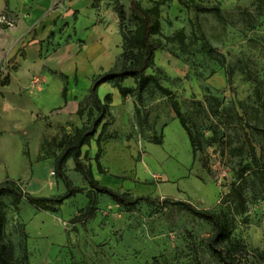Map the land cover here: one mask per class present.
Returning a JSON list of instances; mask_svg holds the SVG:
<instances>
[{
  "label": "rangeland",
  "instance_id": "obj_1",
  "mask_svg": "<svg viewBox=\"0 0 264 264\" xmlns=\"http://www.w3.org/2000/svg\"><path fill=\"white\" fill-rule=\"evenodd\" d=\"M138 1L153 6L151 0ZM194 1L219 5L221 15L168 0L160 7L162 32L172 35L183 30L187 42L193 32L204 34L224 55V65L199 52L200 42L185 51L176 43L163 42L155 51L154 66L146 71L175 92L199 147L194 161L167 97L151 87L140 104L135 95L121 98L112 83L101 84L100 98L107 93L112 97L111 115L103 120L107 126L100 137L104 173L97 171L93 159L102 124L82 147L81 157L86 153L84 161L101 185L144 199L127 208L108 195L94 193L68 159L65 172L81 191L57 212L38 211L25 199L16 210L9 195L1 197L6 213L3 235L15 257L22 256L25 241L28 264H222L206 246L211 223L175 204L176 200L221 213L232 228L231 242L264 253V0ZM120 2L129 17V0ZM114 5L115 0L93 3L101 12L98 20L112 32V37L101 38L102 53L93 57L87 52L86 60L79 61L76 57L81 54L70 55L66 63L69 82L76 90L85 88L76 92L72 108L62 106L57 95L49 97L54 108L48 121L42 114L37 118L48 122L37 137L36 124L28 121V105L20 110L22 123L32 129L22 136L23 154L28 152L33 162L31 176L18 180L25 192L56 196L66 190L54 173V157L74 128L88 126L97 114L88 91L92 77L121 65L122 38ZM133 28L134 22L126 20L124 32ZM78 43L80 52L84 40ZM2 63L15 67L8 54ZM123 84L134 87L131 78ZM156 136L160 144L154 142ZM12 162L8 169L22 173ZM89 194L96 199L94 216L84 223L70 222L87 206ZM246 259L242 264H264Z\"/></svg>",
  "mask_w": 264,
  "mask_h": 264
},
{
  "label": "trees",
  "instance_id": "obj_2",
  "mask_svg": "<svg viewBox=\"0 0 264 264\" xmlns=\"http://www.w3.org/2000/svg\"><path fill=\"white\" fill-rule=\"evenodd\" d=\"M167 1L151 0L153 6L145 7L138 0H129L130 14L128 17L123 3L120 0H115L114 10L118 17L119 32L122 38L121 65L119 68L109 69L92 77L88 91L97 114L88 126L82 125L75 127L73 133L65 139L61 146V151L54 157V173L57 178L63 181L66 190L64 193L56 196H35L29 192H25L16 180L7 178L0 182V264H28V251L25 241L23 243L22 256L15 257L12 244L4 238L3 227L6 220V213L5 204L1 197L3 195H9L16 210L19 209L21 201L25 199L38 211L57 212L59 206L66 199L81 191L80 188L72 185L71 179L65 172V164L68 159L73 160L75 170L82 175L94 193L108 195L114 202L127 208L134 207L144 199L141 196L133 197L127 193H120L101 185L94 177L91 165L84 161V158L87 157L86 153L81 157L82 147L89 143L91 137L96 133L98 126L102 124L97 138L98 152L94 155L93 159L96 162L97 171L104 173L100 163V137L107 126V123L103 122V120L111 115L109 105L112 102V97L107 93L103 99L99 98L97 89L101 84L106 82L112 83L122 98L128 95H135L136 102L140 104L143 103L144 92L151 87L155 88L161 95L167 97L175 118L187 136L194 161L199 147L196 145L195 137L188 126V118L182 111L175 92L167 86H164L155 74L147 73L146 71L154 66L155 51L163 46V42L176 43L184 51L200 42L199 52L207 54L222 66L225 63V57L207 41L204 34L197 35L193 32V38L189 42L186 41V35L183 30H177L172 35H165L161 27L160 7ZM178 1L186 8L192 7L200 12H212L217 16L221 15V8L217 4L205 5L194 0ZM126 20L134 22V28L127 33L124 32ZM6 78L5 76L3 79L5 80ZM126 78L133 80L134 87L123 84ZM231 79V74L229 73V83H231ZM65 93L66 86L63 87L62 91L64 96ZM154 142L160 144L161 138L156 136ZM261 179L264 196V171L261 172ZM93 194H89L87 206L80 210L78 215L71 218L70 222L84 223L94 216L96 199ZM174 203L180 205L193 215L201 217L211 223L212 232L207 239L206 246L219 258L222 264H242L244 261H247V257H252L254 261L264 263L263 252H250L243 249L239 244L231 242L232 228L227 218L221 213L195 207L192 203L183 200H176ZM25 237L26 235H24Z\"/></svg>",
  "mask_w": 264,
  "mask_h": 264
},
{
  "label": "crops",
  "instance_id": "obj_3",
  "mask_svg": "<svg viewBox=\"0 0 264 264\" xmlns=\"http://www.w3.org/2000/svg\"><path fill=\"white\" fill-rule=\"evenodd\" d=\"M93 3L95 0H0V14L15 20L12 28L0 26V182L7 178L24 181L32 174L33 162L28 152L23 154L22 138L32 129L20 119L22 106L29 107L28 121L36 124L37 137L44 133L51 118L48 115L55 103L53 100L49 103V97L57 95L58 102L71 109L76 92L85 90H76L69 82L66 71L69 56L81 54L77 61L86 60L87 52L97 57L103 50L101 38L112 37L111 30L104 29L98 20L101 12ZM78 40H84L81 53ZM6 54L14 68L2 63ZM40 114L47 116V121L37 119ZM2 146L8 149L11 159L8 160ZM17 156L18 162L14 163ZM11 160L14 167L20 166L22 173L8 169L12 168Z\"/></svg>",
  "mask_w": 264,
  "mask_h": 264
},
{
  "label": "built area",
  "instance_id": "obj_4",
  "mask_svg": "<svg viewBox=\"0 0 264 264\" xmlns=\"http://www.w3.org/2000/svg\"><path fill=\"white\" fill-rule=\"evenodd\" d=\"M0 25L7 28H12L15 26V20L9 17L7 14H0Z\"/></svg>",
  "mask_w": 264,
  "mask_h": 264
}]
</instances>
